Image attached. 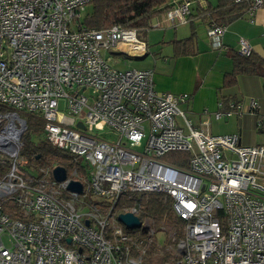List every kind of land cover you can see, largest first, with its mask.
<instances>
[{
	"label": "built area",
	"instance_id": "built-area-1",
	"mask_svg": "<svg viewBox=\"0 0 264 264\" xmlns=\"http://www.w3.org/2000/svg\"><path fill=\"white\" fill-rule=\"evenodd\" d=\"M93 1L0 0V264H142L136 241L156 240L155 229L136 204L117 203L148 193L167 196L184 223L165 264H264V144L211 134L208 120L192 126L180 108L188 94L155 90L149 69L113 67L109 53L141 57L147 45L134 28L82 25ZM243 1L241 15L253 22L264 0H234ZM192 3L169 0L165 20L188 22ZM225 31L208 24L213 48L228 50ZM236 53L251 55L247 39L239 37ZM260 110L253 98L220 101L214 117L257 114L262 126ZM30 116L52 147L85 164L84 180H55L60 165L21 167ZM172 152L187 153V166L163 159ZM71 181L81 191L68 189ZM128 212L139 227L118 219Z\"/></svg>",
	"mask_w": 264,
	"mask_h": 264
},
{
	"label": "crops",
	"instance_id": "crops-1",
	"mask_svg": "<svg viewBox=\"0 0 264 264\" xmlns=\"http://www.w3.org/2000/svg\"><path fill=\"white\" fill-rule=\"evenodd\" d=\"M217 1L192 0L189 21L178 25H170L165 20L166 10L154 15L152 20L158 21L159 25L143 30L158 32L155 40L146 42L147 53L136 57L141 68L135 69L151 70L154 88L159 92L188 94V100L180 104V108L192 126L200 127L201 122L208 120L211 134L237 133L243 146L264 144V124L257 125V114L244 112L240 117L236 114L222 119L214 117L220 101L247 104L250 98L261 104L260 113H264V78L261 74L240 73L233 84H225V75L233 69L232 56L238 55L239 37L248 40L252 46V61L264 72V4L256 11L253 22L246 15H240L224 24L226 31L221 40L228 47L224 51L211 46L208 22L198 16L201 11L215 6ZM174 42H177V48Z\"/></svg>",
	"mask_w": 264,
	"mask_h": 264
},
{
	"label": "trees",
	"instance_id": "trees-1",
	"mask_svg": "<svg viewBox=\"0 0 264 264\" xmlns=\"http://www.w3.org/2000/svg\"><path fill=\"white\" fill-rule=\"evenodd\" d=\"M169 0H94L89 6L83 19L79 21L82 25L94 27L96 29L106 28L112 25H119L126 28H134L137 33L146 31L149 27V22L152 17L158 13L164 12L168 7ZM246 2L235 3L234 0H218L215 6H210L208 9L201 11L198 14L202 21L214 23L216 25L226 24L235 17H239L244 10H246ZM177 48V42H174ZM177 50V49H175ZM129 57V56H126ZM233 69L225 75V84L235 82L236 76L240 73L246 74H261L264 78V72L261 71L259 65L252 61V56L243 57L240 55H233ZM264 108V97H263ZM27 129L22 135V149L34 158L38 156L37 162L44 159H51L53 157L61 156V165L65 168L66 173H69L73 168L78 166L79 159H75L68 153H63L58 149L52 147L45 139L38 143H32L29 139V134L38 135L43 130V123L36 117H27ZM163 159L181 166H187L188 154L185 152H172L163 156ZM42 163V162H41ZM40 163V164H41ZM82 174H86V166L82 164L77 167ZM136 204L139 207L140 216L152 218L155 231L161 230V222L169 226L178 225L183 222L179 220L170 209V200L167 196L157 193L148 194H131L130 197H123L117 203V209L122 210L123 207H128ZM177 239L182 237V230L178 228L175 233ZM175 237V238H176ZM161 259V262L167 260L169 254Z\"/></svg>",
	"mask_w": 264,
	"mask_h": 264
},
{
	"label": "rangeland",
	"instance_id": "rangeland-1",
	"mask_svg": "<svg viewBox=\"0 0 264 264\" xmlns=\"http://www.w3.org/2000/svg\"><path fill=\"white\" fill-rule=\"evenodd\" d=\"M90 10V6L88 5L84 11L80 14V21L83 19L84 14ZM158 31H141L138 32L137 36L139 39L147 42L149 41L150 43L155 40L154 36ZM108 62L115 68L118 69H123V68H141V64L139 62V59L136 57H126L123 54H111L109 53V58ZM64 100H61L59 102V109L63 110L64 107ZM188 118V117H187ZM29 139L30 142L32 143H38L42 139H44L43 133H39L38 135L33 134L31 132L29 134ZM63 152V151H61ZM66 153V152H63ZM23 160L20 162L21 167L27 171H33V163L37 162L36 160L33 162L31 159V155L25 151H22L21 153ZM61 156L58 157H53L49 159H44L42 160V164L46 165V167H51L52 165H61L62 158L60 159ZM41 162H37V165L40 164ZM68 176H72L74 178H80L84 180V175L80 172V170L77 168H73L69 173H67ZM148 220V222L154 227L153 220L152 218H148V216H145ZM147 220L144 219V221L147 222ZM147 222V223H148ZM161 230H156L155 231V238L156 240H147L144 235L139 237L138 239L141 240V242L136 241V245L140 247L141 250H144V255L142 257V264H165V263H171L173 255L176 253V248H177V243L178 239L176 237V232H178V228L182 230L183 233V227L182 225L179 227L177 224L174 226H169L165 223L162 224L160 223ZM155 229V228H154ZM176 237V238H175ZM173 238L174 241H173ZM181 238V237H180ZM167 252L169 256L167 257V260L164 261L163 263L161 262V259L166 256Z\"/></svg>",
	"mask_w": 264,
	"mask_h": 264
},
{
	"label": "water",
	"instance_id": "water-1",
	"mask_svg": "<svg viewBox=\"0 0 264 264\" xmlns=\"http://www.w3.org/2000/svg\"><path fill=\"white\" fill-rule=\"evenodd\" d=\"M76 126L79 128H83V125L80 122H78ZM36 159H38V156H36ZM66 175V170L62 166H56L53 169V176L57 181H63L66 178ZM68 189L81 191V184L76 181H71L68 185ZM118 219L123 222L128 228L140 226V221L138 217L130 212L118 214Z\"/></svg>",
	"mask_w": 264,
	"mask_h": 264
}]
</instances>
